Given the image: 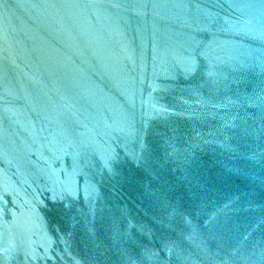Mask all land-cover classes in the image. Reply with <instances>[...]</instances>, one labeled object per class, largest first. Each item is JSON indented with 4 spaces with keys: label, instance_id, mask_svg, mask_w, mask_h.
I'll use <instances>...</instances> for the list:
<instances>
[{
    "label": "water",
    "instance_id": "obj_1",
    "mask_svg": "<svg viewBox=\"0 0 264 264\" xmlns=\"http://www.w3.org/2000/svg\"><path fill=\"white\" fill-rule=\"evenodd\" d=\"M0 264H264V0H0Z\"/></svg>",
    "mask_w": 264,
    "mask_h": 264
}]
</instances>
